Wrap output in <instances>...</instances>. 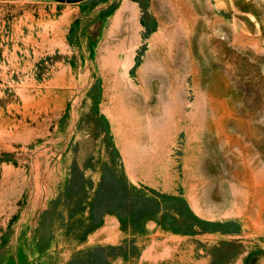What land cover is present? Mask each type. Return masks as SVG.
Returning a JSON list of instances; mask_svg holds the SVG:
<instances>
[{"label": "rangeland", "instance_id": "obj_1", "mask_svg": "<svg viewBox=\"0 0 264 264\" xmlns=\"http://www.w3.org/2000/svg\"><path fill=\"white\" fill-rule=\"evenodd\" d=\"M0 264H264V0H0Z\"/></svg>", "mask_w": 264, "mask_h": 264}, {"label": "crops", "instance_id": "obj_2", "mask_svg": "<svg viewBox=\"0 0 264 264\" xmlns=\"http://www.w3.org/2000/svg\"><path fill=\"white\" fill-rule=\"evenodd\" d=\"M54 4H62V5H73V4H80L86 0H48Z\"/></svg>", "mask_w": 264, "mask_h": 264}, {"label": "bare ground", "instance_id": "obj_3", "mask_svg": "<svg viewBox=\"0 0 264 264\" xmlns=\"http://www.w3.org/2000/svg\"><path fill=\"white\" fill-rule=\"evenodd\" d=\"M111 78V77H110ZM118 90H119V88H118ZM123 92V91H122ZM129 100H131V99H129ZM124 101V100H123ZM132 104V103H131ZM136 104V103H135ZM139 104V103H138Z\"/></svg>", "mask_w": 264, "mask_h": 264}]
</instances>
